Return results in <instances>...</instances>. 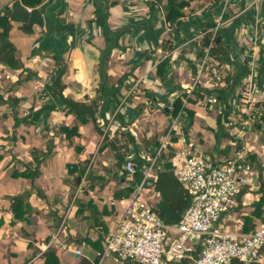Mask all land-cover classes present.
I'll return each instance as SVG.
<instances>
[{"label": "crops", "instance_id": "obj_1", "mask_svg": "<svg viewBox=\"0 0 264 264\" xmlns=\"http://www.w3.org/2000/svg\"><path fill=\"white\" fill-rule=\"evenodd\" d=\"M222 3L195 2L184 10L183 25L177 27L165 21L169 0H164L161 12L136 0H43L37 6L0 0V264H45L49 251L58 261L53 264H97L104 237L118 218L119 202L131 195L114 197L124 187L123 165H118L110 146L100 149L104 136L92 123L82 125L59 110L47 90L52 76L60 73L64 95L75 101L96 99L103 87L116 91L124 124L115 120L111 104L101 100L99 126L110 140L127 145L128 158L143 161L150 144L151 153L156 151L154 136L160 133L151 129L157 109L149 104L164 103L165 123L175 118L170 112L173 103L179 97L185 101L183 95L193 82L191 59L197 54L194 49L200 50L195 39L216 25ZM252 3L233 0L223 19L218 37L228 50L221 64L225 82L199 88L201 97L216 95L220 100L218 93L226 86L220 105L227 116L222 114L221 122L240 112L245 117L248 92L264 99V0ZM185 47L190 51L182 54ZM164 59L169 66L161 79L156 69ZM196 92L183 102L181 116L188 124L183 134L190 148L218 158L247 149V157L257 163L251 153L257 147L264 154V124L248 127L244 134L219 126L217 107L204 104ZM146 93L155 94V99H146L144 108ZM46 105L56 108L35 116ZM145 116L151 117L144 122L149 131L142 148L138 138ZM75 124L79 135L68 140L59 129ZM14 198H20L15 209ZM155 200L158 195L151 198L153 204ZM103 264L132 263L107 259Z\"/></svg>", "mask_w": 264, "mask_h": 264}, {"label": "built area", "instance_id": "obj_2", "mask_svg": "<svg viewBox=\"0 0 264 264\" xmlns=\"http://www.w3.org/2000/svg\"><path fill=\"white\" fill-rule=\"evenodd\" d=\"M119 1L121 4L129 3L127 0ZM259 1L253 0L252 4ZM232 2L223 0L215 27L199 32L195 39L202 56L198 50L196 57L191 59L195 74L188 94H184L187 95L184 103L201 86L215 87L224 77L221 65L210 50ZM205 37L210 39L207 48L203 47ZM253 93H247V109L241 130L245 124L253 126L255 120L264 115L261 106L264 99ZM205 99V103L222 112L218 96ZM181 116L179 113L174 118L171 132L167 133L159 149L151 157L143 158L144 165L140 167L142 179L131 195L119 202L118 218L104 237L97 264H103L107 259L132 264H179L185 260L193 264H264V222L249 233L240 231V226H229V222L234 221L235 210L239 208L243 189L254 190L259 186L258 171L247 158L248 150L237 151L226 158L195 153L181 131ZM226 126L239 131L236 120L226 123ZM175 129L179 130L180 137L176 144H172ZM167 145L176 150L173 174L191 198L190 207L173 225L164 223L155 213L154 205L161 198L151 188L155 181L154 167ZM123 170L127 178H133L137 171L134 160L126 159ZM155 195H158V201L153 204L151 198ZM75 253L78 256L83 254L80 249Z\"/></svg>", "mask_w": 264, "mask_h": 264}, {"label": "trees", "instance_id": "obj_3", "mask_svg": "<svg viewBox=\"0 0 264 264\" xmlns=\"http://www.w3.org/2000/svg\"><path fill=\"white\" fill-rule=\"evenodd\" d=\"M25 6H37L41 4L43 0H21ZM199 0H169L168 8L164 10V17L165 21L171 25H175L177 27H181L183 25L181 19L185 16L184 10L187 8L192 7V5ZM220 1V0H214ZM164 0H148L150 10L158 11V9L162 6ZM117 4V3H112ZM225 15L223 16V19ZM213 26H209L208 28H213ZM208 30L207 28L204 31ZM7 32V31H6ZM6 32L1 35L2 37L5 36ZM221 35V29L217 33V37ZM211 55L213 58L221 65L224 62V58L227 55V47L222 43L215 41L211 48ZM199 56H202L199 50ZM169 60L164 59L157 65L156 75L159 78H163L167 67L169 66ZM264 80V75H263ZM264 83V82H263ZM51 96L58 102L59 106L63 108L64 112L67 114H72L75 116L76 121L81 123L82 125H86L92 123L96 132L101 136H104L103 144L100 149H104L105 147L110 146L111 149L115 152V156L117 158L118 165H123L126 159L129 157L130 150L128 149L126 144H120V141L117 139L110 140L108 135L100 128L99 126V119L97 117L98 113L101 112L100 110V102L107 101L112 108L113 112L115 113L117 107L120 106V101L117 99L116 91H112L111 93L106 90L104 87L101 90V95L97 96L96 99L87 101H75L71 98L64 95V85L62 83V76L60 73H56L55 76L51 78V86L47 87ZM199 90H197V96L201 98V95L198 94ZM227 88L224 86L221 91H219V96L221 97L220 101H224L226 98ZM211 95L212 93H208ZM184 98L187 95H183ZM212 96V95H211ZM153 95L148 94V98L152 100ZM192 102V100H190ZM173 107L171 108V115L173 117L178 116L179 113H182L186 110L183 107V101L179 97L177 98L174 103ZM261 106L264 109V100L261 103ZM56 108L55 105H46L43 107L38 113H35V116L39 118V115L45 113L47 110ZM188 111V110H187ZM190 114L192 112L188 111ZM193 114V113H192ZM223 114V111L218 114L219 121L218 125L221 126V118L220 116ZM226 116V115H225ZM116 119L120 118L121 125L124 123L122 122L121 114L116 113ZM108 120L106 121V123ZM264 124V115L255 120L253 125L254 128H260L261 125ZM60 132L66 134V138L68 140L72 139L73 136L79 135L78 133V126L75 124L72 127H60ZM125 135L128 137L130 142H134V138H132L129 132H126ZM177 137L173 136L171 143H175L177 141ZM162 141H155L154 146L157 149L161 146ZM173 157H174V148L172 145H167L166 149H164L158 158V161L154 167V175L155 181L152 184L151 188L160 196V201L154 205V211L157 216L166 224L173 225L179 222L182 218L184 212L190 207L191 205V198L187 191L183 189L181 184L177 181L173 174ZM248 160L250 161L251 165L254 163V158L248 155ZM144 162L140 159V162L136 165L137 171L133 178L127 179L125 174L123 173L122 178L124 180V187L118 193H115L114 197L117 199H122L123 197H128L134 190L137 183H139L142 179V173L140 167ZM263 169L260 170L258 175L259 179V187L258 190L255 192L258 197L255 201L250 203L251 211L242 218L240 231L244 233L252 232L256 227L257 223L256 220L264 222V178L262 177ZM248 189L244 188L242 194L239 198V208L235 210L236 213L241 211V208L246 206L245 197L247 196ZM250 193V192H249ZM252 193V192H251ZM246 195V196H245ZM15 203L13 205V209L20 204V198H14ZM46 261L45 264H53L54 262L58 263L57 258L53 251H49L45 255ZM185 262V263H184ZM191 261H183V264ZM80 264H90L86 260H82Z\"/></svg>", "mask_w": 264, "mask_h": 264}, {"label": "rangeland", "instance_id": "obj_4", "mask_svg": "<svg viewBox=\"0 0 264 264\" xmlns=\"http://www.w3.org/2000/svg\"><path fill=\"white\" fill-rule=\"evenodd\" d=\"M129 3H132V0H127ZM136 2H138V3H146V4H148L149 5V3H148V0H136ZM126 4H128V3H126ZM162 8H163V4H162ZM158 11H160L161 12V9L159 8L158 9ZM157 11V12H158ZM190 50H189V48H188V50H187V47H185V50H183V52H182V54H184V53H187V52H189ZM194 53L196 52H198V50L196 49H194V51H193ZM195 57V56H194ZM223 71V70H222ZM193 72H194V74H195V66L193 67ZM223 75H224V77H223V79L221 80V82H220V84L222 85L224 82H225V80H226V75H225V73H224V71H223ZM182 90H183V87H182ZM148 94L149 93H146V94H142V104H143V107L145 108L146 106H147V102L145 101L146 99H148V100H150L149 98H148ZM154 94V93H153ZM133 95V94H132ZM155 95V94H154ZM153 95V97H155ZM132 97V96H131ZM152 97V98H153ZM210 96H208V95H206L205 97L203 96V97H201L202 98V102L205 104V102H206V99L205 98H209ZM196 99H199V98H197V97H195ZM157 102V101H156ZM149 105H151V106H153V107H155L156 109H157V112L156 113H154V115H152L153 117L150 119V122H151V124H153L152 126H151V129H153L154 131H156V130H158V131H160V133H157L154 137L156 138V139H161L162 138V142L164 141V139H165V137H166V135H167V133H169V132H171V125H172V123H173V121H174V118L173 119H171V118H169V121L167 122V123H165V117H166V115L164 114V112H163V110H165L167 107L164 105V103L163 104H161V105H163L162 107H160V106H158V104L156 103V105H152V104H149ZM149 105H148V107H149ZM147 107V108H148ZM117 109H120V107L118 106L117 107ZM59 110L60 111H63V108L62 107H59ZM214 110H216V109H214ZM208 112H211V111H208ZM117 113L118 114H120V112L117 110ZM112 114H114L115 116H116V114L115 113H112ZM188 115V114H187ZM223 115H226V114H223ZM114 116V117H115ZM189 116V115H188ZM227 116V115H226ZM229 116L230 117H232L233 115H231V114H229ZM146 117V119L144 118L143 120H142V122L144 123L145 121H148L149 119L148 118H150L151 116H145ZM224 117V116H223ZM235 117H237V118H235L236 119V121H238L239 119H240V123L238 122V124H240L239 125V132L240 133H242V134H244V132L246 133L247 132V129H248V127H250V128H252L253 126H251V125H247V124H243L244 125V129L243 130H241V128H242V121L243 120H241V119H243V117H242V112H240V113H238V116H235ZM226 118V117H225ZM148 119V120H147ZM235 119H231V120H227V118H226V120H222V122H221V124L223 123L224 124V126H226V123H228V122H230V121H232V120H235ZM115 120H117L116 119V117H115ZM114 121V120H113ZM186 121V120H185ZM185 121H182V119H181V122H180V128H181V131L183 132V130H184V125H185V128L187 127V125L188 124H185L186 122ZM226 121V123H224ZM188 122H190L189 120H188ZM112 123H114V122H112ZM117 123H120V125H121V122L120 121H118ZM222 124V125H223ZM112 126H113V124H112ZM143 127L144 128H142V130H141V132H143L142 134H141V137L140 138H138V140H139V142H140V144L142 145V148H145V146H144V143L147 141V131H149L148 130V126H147V122L146 123H144V125H143ZM204 128H206V127H204ZM146 129V130H145ZM177 129V128H176ZM176 129H175V131H173V133L172 134H174V133H177V132H179V130L178 131H176ZM110 130L111 129H109V132H110ZM167 130V131H166ZM199 133V132H198ZM179 135H180V133H178L177 135L175 134V136H177V137H179ZM236 136H237V134H236ZM247 136V135H246ZM238 137V136H237ZM237 137H235V139H236V141L239 139V137L237 138ZM251 140V139H250ZM160 141V140H159ZM239 142V141H238ZM240 143V142H239ZM141 148V149H142ZM150 149V150H149ZM149 149L146 151L147 153V155L149 156V157H151L152 155H153V153H151V151L154 149V147L150 144V146H149ZM263 152H262V149L261 150H257V147H254V148H252V156L253 155H255L256 156V160H257V163H253V168L255 169V171H258L259 173H260V170L261 169H263V172H262V177L264 178V154H262ZM146 154H144V155H146ZM139 159V158H138ZM141 159V158H140ZM137 164L139 163V161L138 162H136ZM136 164V165H137ZM144 165V164H143ZM254 190L253 191H255L256 192V189H255V187L253 188ZM255 192H252V193H246V195H248V198H246L244 201H245V203H246V206H244L243 208H241V211L240 212H238V213H236V215L234 216V221L232 222H229V226L231 227V228H233L234 226H236V228L237 227H241V221H242V218L245 216V215H247L250 211H251V208H250V203L251 202H253V201H255L256 200V197H258V195L255 193ZM245 195V196H246ZM261 221H258V220H256V223H257V225L260 223ZM189 263H191V264H193V262L191 261V262H189Z\"/></svg>", "mask_w": 264, "mask_h": 264}, {"label": "water", "instance_id": "obj_5", "mask_svg": "<svg viewBox=\"0 0 264 264\" xmlns=\"http://www.w3.org/2000/svg\"><path fill=\"white\" fill-rule=\"evenodd\" d=\"M216 41H217V43H219V42H220V38L218 37V38L216 39ZM209 42H210L209 37H205V38L203 39V47H204V48H207V47L209 46ZM154 99H155V98H153L152 100H154ZM148 102L150 103L151 100H148Z\"/></svg>", "mask_w": 264, "mask_h": 264}]
</instances>
